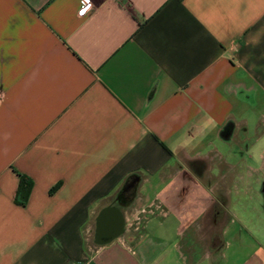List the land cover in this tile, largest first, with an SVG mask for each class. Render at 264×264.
<instances>
[{
  "label": "crops",
  "instance_id": "crops-1",
  "mask_svg": "<svg viewBox=\"0 0 264 264\" xmlns=\"http://www.w3.org/2000/svg\"><path fill=\"white\" fill-rule=\"evenodd\" d=\"M81 7L0 0V264H264V0Z\"/></svg>",
  "mask_w": 264,
  "mask_h": 264
},
{
  "label": "flooded vegetation",
  "instance_id": "flooded-vegetation-1",
  "mask_svg": "<svg viewBox=\"0 0 264 264\" xmlns=\"http://www.w3.org/2000/svg\"><path fill=\"white\" fill-rule=\"evenodd\" d=\"M125 192H127V195H131L132 193V186L129 185V186H126L125 187ZM258 196H261V198L263 199V205H262V202H261V205H262V208L264 209V180L261 182L260 186L257 188V190H255L252 193H248L246 195V202L244 204H241V208L244 210H252V198H257ZM250 197V199H249ZM252 197V198H251ZM238 207V206H237ZM240 207V206H239ZM239 208V209H241ZM103 221L100 220L99 221V226H98V229H97V235L99 236H102L104 238L108 237V228H105L103 225H102Z\"/></svg>",
  "mask_w": 264,
  "mask_h": 264
},
{
  "label": "trees",
  "instance_id": "trees-1",
  "mask_svg": "<svg viewBox=\"0 0 264 264\" xmlns=\"http://www.w3.org/2000/svg\"><path fill=\"white\" fill-rule=\"evenodd\" d=\"M19 176H20V179H19L16 196H15V201L18 204L25 206L28 202L30 193L33 188V180L30 177L26 176L25 174L20 173ZM56 188H57V185L53 186L50 189V192H53Z\"/></svg>",
  "mask_w": 264,
  "mask_h": 264
},
{
  "label": "built area",
  "instance_id": "built-area-1",
  "mask_svg": "<svg viewBox=\"0 0 264 264\" xmlns=\"http://www.w3.org/2000/svg\"><path fill=\"white\" fill-rule=\"evenodd\" d=\"M90 4H91V0H82V7L79 10V14L81 15L85 14Z\"/></svg>",
  "mask_w": 264,
  "mask_h": 264
},
{
  "label": "rangeland",
  "instance_id": "rangeland-1",
  "mask_svg": "<svg viewBox=\"0 0 264 264\" xmlns=\"http://www.w3.org/2000/svg\"><path fill=\"white\" fill-rule=\"evenodd\" d=\"M261 202H262V205H263V199L261 198ZM258 203V202H257ZM260 205V204H259ZM256 206H257V204H256ZM261 210L262 211H264V209L262 208V206H261Z\"/></svg>",
  "mask_w": 264,
  "mask_h": 264
}]
</instances>
